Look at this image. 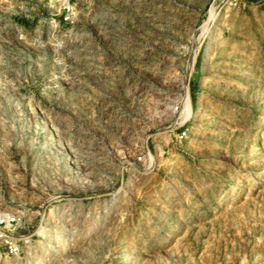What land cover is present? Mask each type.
<instances>
[{
  "label": "rangeland",
  "instance_id": "1",
  "mask_svg": "<svg viewBox=\"0 0 264 264\" xmlns=\"http://www.w3.org/2000/svg\"><path fill=\"white\" fill-rule=\"evenodd\" d=\"M7 214L0 264H264V0H0Z\"/></svg>",
  "mask_w": 264,
  "mask_h": 264
},
{
  "label": "built area",
  "instance_id": "2",
  "mask_svg": "<svg viewBox=\"0 0 264 264\" xmlns=\"http://www.w3.org/2000/svg\"><path fill=\"white\" fill-rule=\"evenodd\" d=\"M70 13L64 11L60 16V22L68 23L70 21ZM180 100L173 103L170 106V112L173 114L175 124L173 125L174 138L180 141L185 138L186 128L184 127L185 122L188 120L189 116L184 120H181L178 112L180 110ZM143 155L136 157L137 161H141ZM17 224V215H2L0 216V249L3 250L5 256H14L21 251V247L27 243L28 238L22 235L16 237L13 233Z\"/></svg>",
  "mask_w": 264,
  "mask_h": 264
},
{
  "label": "trees",
  "instance_id": "3",
  "mask_svg": "<svg viewBox=\"0 0 264 264\" xmlns=\"http://www.w3.org/2000/svg\"><path fill=\"white\" fill-rule=\"evenodd\" d=\"M189 97H190V103L192 102L191 100H192V97H191V95H189ZM191 106H192V103H191Z\"/></svg>",
  "mask_w": 264,
  "mask_h": 264
},
{
  "label": "bare ground",
  "instance_id": "4",
  "mask_svg": "<svg viewBox=\"0 0 264 264\" xmlns=\"http://www.w3.org/2000/svg\"><path fill=\"white\" fill-rule=\"evenodd\" d=\"M180 110H181V105H180ZM180 110H179V112H180ZM179 112H178V113H179Z\"/></svg>",
  "mask_w": 264,
  "mask_h": 264
}]
</instances>
